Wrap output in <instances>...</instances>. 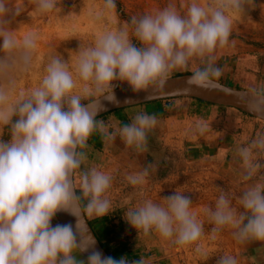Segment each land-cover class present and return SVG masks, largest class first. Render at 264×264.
Masks as SVG:
<instances>
[{"label":"clouds","instance_id":"1","mask_svg":"<svg viewBox=\"0 0 264 264\" xmlns=\"http://www.w3.org/2000/svg\"><path fill=\"white\" fill-rule=\"evenodd\" d=\"M34 3L41 14L57 7L56 0ZM253 3L185 0L178 7L170 0L159 10L131 16L119 28L101 32L92 45H80L71 69L68 60L52 55L39 86L15 100V82L0 84V126L7 127L10 135L7 141L0 138V264H148L143 257L106 255L94 237L85 236V216L102 218L111 210L106 193L112 177L96 168L84 170L82 165L89 138L97 132L146 150L157 116L138 112L112 132L97 116L107 111L108 104H120L114 92L117 82L135 93L158 92L173 72L188 70L190 61L203 67L186 77L188 89L232 94L218 83L222 70L214 53L229 44L235 15ZM104 7L114 10L116 0H105ZM20 11L10 0H0V74L16 65L26 70L36 49L35 34H26L18 43L8 27L9 15ZM247 95L249 111L264 118V94ZM204 127L198 125L201 132ZM236 152L242 180H253L264 167L258 159L264 155V132L247 145H238ZM147 175L146 168L128 180L141 185ZM192 205L189 196L174 191L163 203L145 199L129 208L125 220L144 235L155 232L175 245H192L204 235L203 221ZM239 205L240 210L233 207L230 194L221 191L214 208L204 209L213 225L212 240L230 229L238 242L264 241V178L244 188ZM60 213L73 219L53 224ZM196 252H201L199 246ZM216 264H237V260L223 254Z\"/></svg>","mask_w":264,"mask_h":264},{"label":"rangeland","instance_id":"2","mask_svg":"<svg viewBox=\"0 0 264 264\" xmlns=\"http://www.w3.org/2000/svg\"><path fill=\"white\" fill-rule=\"evenodd\" d=\"M169 2L170 0H116L114 10H105V0H56L57 7L53 11L41 14L35 11L34 0H10L13 8L19 7L21 10L19 15H9L10 31L17 38L18 43L29 33L35 34L37 41L27 69L24 70L19 65L12 67L6 74H0V84H5L9 79L15 82V90L12 94V99L15 100L39 86L52 55H59L68 60L71 69L80 45H92L101 32L115 30L126 23L131 16L154 12L165 7ZM171 2L179 7L185 0H171ZM199 2L206 4L209 0H199ZM133 43L138 42L133 40ZM214 55L216 66L222 70L219 82L235 88L264 93V0H254L245 12L235 15L229 44L224 48H218ZM198 67H203L199 61H190L188 70L175 71L170 76L192 73V70ZM124 87L128 85L117 82L114 90ZM175 103L176 101L172 104ZM184 113H187L188 128L196 132V129H199L198 125L203 122H198L194 118L192 108L185 109ZM247 115L251 117L249 118L251 121L256 122L254 136L248 137L250 142L258 132H264V120ZM175 123L169 118L153 128L166 133L165 139L160 141L164 150L160 151L158 162H155L154 156H143L142 151L134 147H123L122 150L114 148L117 166L120 168L119 164L123 161L124 168L115 172L112 180L116 181V185H112L106 195L114 203L119 200L118 205L123 204V207L109 212L111 219L117 220V223H113L110 219L107 223L113 229L121 224L118 223L120 215L129 208L137 206L143 199L163 203V198L174 191H179L191 198L197 218L203 221L204 235L192 245L178 246L173 243L172 253L177 259V264H216L223 254L235 257L237 264L261 263L245 251V242H238L230 229L223 230L215 240L210 238L213 225L209 222L204 209L214 208L216 199L223 191L230 194L232 206L240 210L239 196L243 191L244 181L241 177L232 176L227 166L209 167L203 165L200 160L193 161L191 168L186 170L183 165V155L180 152L171 154V137H178L174 134L176 131H173L176 130ZM117 126L120 127L119 124ZM195 135L198 137L196 133ZM0 138L5 141L10 139L7 127L0 126ZM152 144H155V141L150 137L146 148H151ZM177 146L183 149L182 140ZM116 153H122V157L117 156ZM146 168L148 175L144 183L132 185L128 177ZM260 170L263 174L264 167ZM258 173L255 176L257 179L260 177ZM132 195L135 197L129 202ZM114 203L111 209L117 208ZM57 222H60L58 217L53 220V224ZM93 223L96 225L95 220ZM98 231L104 243L111 249L112 245L108 242V238L100 229ZM168 241L170 242L168 252L171 254V241ZM197 246L201 248L200 253L196 252Z\"/></svg>","mask_w":264,"mask_h":264},{"label":"crops","instance_id":"3","mask_svg":"<svg viewBox=\"0 0 264 264\" xmlns=\"http://www.w3.org/2000/svg\"><path fill=\"white\" fill-rule=\"evenodd\" d=\"M174 101H176V103L172 104ZM188 108L194 110L193 116L198 122H203L205 124H201V126H205L203 132L199 129H196L197 131L195 132L188 128L187 113H184L185 109ZM138 112L155 114L159 124L169 118L176 122V130L173 131H176L174 134L178 137H171V154L180 152L181 155H183V165L186 170L191 168L193 161L200 160L203 165L209 167L227 166V170L231 172L232 176L241 177V160L236 152V148L238 145H247L249 143L248 137L250 135L254 136V130L256 128V122L251 121L249 119L251 117L244 112L235 108L202 103L195 99L177 98L129 107L117 113L103 116L98 120H103L109 132H112L119 128L117 126L118 124L122 126L123 124L130 123ZM165 134V132L159 129H152L148 133V139L151 137L155 141V144H152L151 148H146L141 154L143 156L152 155L155 157V162H158L160 151L164 150L161 148L162 143L160 141L165 139ZM181 140L183 142V149L177 146V144L180 145ZM88 145L89 147L86 149L87 159L82 165L84 170L96 168L110 175L113 179L115 177V172L124 168L122 166V160V163L119 164L121 165L120 168L117 166L118 163H116L114 148L122 150L123 147L128 148L129 146H126L119 136L114 140H108L97 132L89 138ZM99 155L101 156L99 157ZM119 155L122 157V153L117 154V156ZM258 159L260 163H264V155L259 156ZM258 172L260 176L258 179L254 177L253 180L244 181L242 186L243 190L252 183L260 182L261 179L264 178V173L262 174L261 170ZM112 185H116V181L112 180L111 186ZM133 197L135 196L132 195L129 198V202H132L131 200ZM110 202L111 207H114L112 204L114 201L110 200ZM118 202L119 200L114 203L117 208H112L110 211L122 209L123 204L118 205ZM126 212L127 211H124L122 215H120L121 218L118 223L121 224L111 229V233L105 236L108 238L110 245H112V249L124 247L126 251L125 255L129 259H139L143 257L148 264H177V259L172 253L173 243L171 242L170 254L168 252L170 247V242L168 240L161 238L159 234L155 232L144 235L142 231H137L126 222ZM109 215L111 214L109 213L104 216L107 218L106 221L108 222L110 219L113 223H117V220L113 221ZM102 218L88 219L92 223L93 220H95L96 225L94 226L99 229L102 224ZM244 249L249 252L253 258L261 261L259 264H264V241L245 242Z\"/></svg>","mask_w":264,"mask_h":264},{"label":"water","instance_id":"4","mask_svg":"<svg viewBox=\"0 0 264 264\" xmlns=\"http://www.w3.org/2000/svg\"><path fill=\"white\" fill-rule=\"evenodd\" d=\"M191 74L192 73H185V74L170 76L168 78V82L165 85V87L163 89H160L158 92L150 91L148 93H143V92L135 93L130 89L129 86L124 88H117L114 90V92L117 99L120 101V104L119 105L108 104L107 111L101 112L97 116V119L108 113L121 109H126L129 107H134L138 105H144V104H149V103L169 100V99L189 98V99L200 100L216 106L235 108L237 110L245 112L246 114L264 120V118H261V116L256 115L253 112L249 111L247 94L253 92L254 90L231 87L219 81L218 83L223 85L224 88L231 89L232 94H227L225 92L216 89H199V88L188 89V86L186 85V77ZM130 97L131 99L125 103L124 101ZM57 217H60V214H58ZM69 217L73 219L71 216ZM82 227L85 236L87 237L91 235L92 237H94L98 242L99 247L103 250V252L106 255H110L103 247L94 228L92 227L89 219L86 216L84 218V224Z\"/></svg>","mask_w":264,"mask_h":264},{"label":"trees","instance_id":"5","mask_svg":"<svg viewBox=\"0 0 264 264\" xmlns=\"http://www.w3.org/2000/svg\"><path fill=\"white\" fill-rule=\"evenodd\" d=\"M180 75V74H179ZM197 101H199V102H202V103H206V102H203V101H200V100H197ZM206 104H210V103H206ZM210 105H213V104H210ZM221 107V106H220ZM121 110H123V109H121ZM121 110H117V111H114V112H111V113H108V114H106V115H109V114H112V113H117V112H119V111H121ZM245 113V112H244ZM246 114V113H245ZM106 115H104V116H106ZM101 117H103V116H101ZM101 117H99V118H101ZM98 118V119H99ZM106 217H103L102 219H101V222H102V224H101V226H100V231L104 234V236H108L110 233H111V227H110V225H109V223H107V221H106ZM90 223H91V225H92V227L94 228V230H95V232H96V234H97V236H98V238H99V240L101 241V243H102V245H103V247L106 249V251L111 255V256H113V257H116V258H120L121 256H124L125 254H126V251H125V249H124V247H122V248H119V249H110L109 248V246H108V244H106V243H104L103 241H102V238H101V235L99 234V231H98V228H96V226H94V224L90 221Z\"/></svg>","mask_w":264,"mask_h":264},{"label":"bare ground","instance_id":"6","mask_svg":"<svg viewBox=\"0 0 264 264\" xmlns=\"http://www.w3.org/2000/svg\"><path fill=\"white\" fill-rule=\"evenodd\" d=\"M60 222L63 223V222H68L70 220H72L67 214H63V213H60V217H58Z\"/></svg>","mask_w":264,"mask_h":264}]
</instances>
